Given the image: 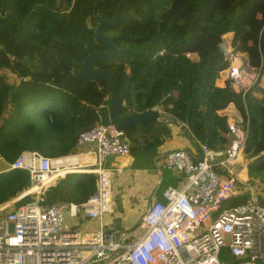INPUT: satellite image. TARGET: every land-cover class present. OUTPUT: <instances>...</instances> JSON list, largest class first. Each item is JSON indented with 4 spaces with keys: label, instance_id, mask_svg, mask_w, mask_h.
Segmentation results:
<instances>
[{
    "label": "trees",
    "instance_id": "1",
    "mask_svg": "<svg viewBox=\"0 0 264 264\" xmlns=\"http://www.w3.org/2000/svg\"><path fill=\"white\" fill-rule=\"evenodd\" d=\"M121 1L0 0V163L5 165L0 169V205L30 184L26 171H5L23 152L50 159L68 156L79 135L100 124L97 112L105 106V82L70 76L57 65L61 61L79 69L89 53L103 51L88 8L95 6L99 16L111 19ZM165 18L170 23L158 33ZM147 27L151 30L146 35L139 34ZM172 29L181 33L179 40L169 37ZM229 33L232 51L245 55L248 66L259 70L243 97L229 81L215 85L229 65L219 53L222 37ZM105 34L128 49L96 64L116 78L124 96L122 114L159 107L188 127L190 134L181 133L191 135L196 147L221 150L228 127L218 112L232 105L246 126V171L250 176L264 174V0H140L129 4ZM42 54L51 55L49 63ZM1 72H8L14 82ZM166 129L157 121L123 128L129 156L144 165L152 163L161 139L169 136ZM161 170L159 193L167 184H176L171 171ZM94 184L93 174L64 175L45 192V204L82 203ZM246 197L223 201L218 208L235 206ZM29 201L25 197L16 206ZM229 259L224 253L222 260Z\"/></svg>",
    "mask_w": 264,
    "mask_h": 264
},
{
    "label": "built area",
    "instance_id": "2",
    "mask_svg": "<svg viewBox=\"0 0 264 264\" xmlns=\"http://www.w3.org/2000/svg\"><path fill=\"white\" fill-rule=\"evenodd\" d=\"M223 47L226 60L238 59ZM230 64L222 77L243 97L259 70L242 61ZM157 112L159 123L190 134L184 123ZM227 127L221 150L197 144L198 159L184 150L166 154L164 166L177 172L178 185L167 187L161 201L153 200L129 241L106 221L113 209L117 170L107 163L129 154L122 129L99 124L79 135L76 153L61 158L23 152L6 171H26L30 184L17 199L0 205V264H264V198L250 194L240 204L218 208L220 190L229 193L224 188L238 181L237 162L247 133L242 120ZM86 145L93 149L77 151ZM83 154L93 157L84 166L95 176L92 195L82 203L45 204V191L56 184L57 177H64L67 167L78 165ZM236 191L232 196L241 195ZM25 197L30 201L16 206ZM80 221H93L98 227L94 232L73 229L80 227ZM224 253L229 260H222Z\"/></svg>",
    "mask_w": 264,
    "mask_h": 264
},
{
    "label": "crops",
    "instance_id": "3",
    "mask_svg": "<svg viewBox=\"0 0 264 264\" xmlns=\"http://www.w3.org/2000/svg\"><path fill=\"white\" fill-rule=\"evenodd\" d=\"M226 36H229V42H230L231 33L227 34ZM235 56H239L243 58L245 62H247V58L245 55L240 54V53H235ZM235 63L236 61L233 60L232 63L230 64L231 67L235 66ZM228 68L222 71L221 74H224L228 70ZM224 82L225 81L223 79L216 80L215 85L217 87H223ZM151 110H155V111L160 110L164 113L163 109H160L159 107H155ZM218 114L226 117L227 124H231L233 122H240V120H242L240 114L238 113V111L235 110V108L232 105H229L225 110L218 112ZM166 130L168 131L169 136H164V138L161 139V144L156 149L157 155L151 160L152 163H148V161H146L147 163L146 165H144L143 162L134 161L133 160L134 158L132 156H129V154L123 159L120 158L115 161H109L107 163V166L117 168L116 173H115L114 182H113V192L115 191V193L117 194L118 191L120 193L122 191L121 199L123 196H126V199L129 200L130 203H126V201H123V202L121 201L120 203L121 209L122 211L124 210L126 212L120 213L119 212L120 207L119 205L118 206L116 205L115 209L113 208L111 213L106 216V221L111 222L118 229H120L121 232L124 234L125 238L128 239V241L130 240L129 238L132 235H135V233L139 231L138 224L140 220L139 218L140 213L142 215V213L150 206V204L153 202L154 199L161 201L162 192L167 187H176L178 185V181H179L178 174L177 172L171 171L170 172L171 177L176 180L175 186L169 183L164 188H162V192L161 194H159L160 184H161V180L163 177V172L161 170V167L162 168L165 167L163 160L166 154L174 150H184L193 159H198L200 157V152L198 148L195 146L193 140H190L186 135L182 134L181 131L176 128H167ZM183 135L186 136V138H188L189 140L190 147L188 150L184 149L183 144L181 143L182 142L181 136ZM92 149H93L92 146L86 145V146L81 147L77 151L86 153ZM74 152L76 153L75 148L72 151V153ZM149 157H151V155L147 156V158ZM92 160H93L92 156L83 154L82 156L79 157V160H78L79 162L77 163L78 165L67 167L65 176L68 174H90L89 172H87V170L89 169L84 166L88 164L89 162H91ZM60 179L62 178L57 177L56 183ZM226 189L230 192L227 193L223 190H220L218 194V198L220 202H223L227 199L233 200L239 197V196H232L233 193L236 191L235 185L231 187L227 186L224 188V190ZM241 195H242V192H241ZM113 197H114V194H113ZM137 200H141V201L147 200V204L145 203L142 206H140L139 216L133 215L134 214L133 212L128 214V210L130 211L132 210V207L134 206L136 207ZM59 202H63V201H57L55 203H59ZM97 227H98V224H96V222L89 221L88 223H82L79 229H81L82 231L94 232L97 229ZM133 230H135V232H133Z\"/></svg>",
    "mask_w": 264,
    "mask_h": 264
},
{
    "label": "water",
    "instance_id": "4",
    "mask_svg": "<svg viewBox=\"0 0 264 264\" xmlns=\"http://www.w3.org/2000/svg\"><path fill=\"white\" fill-rule=\"evenodd\" d=\"M138 1L140 0H122L116 7L111 19H103L97 14L95 6L89 7L88 14H93L97 24L93 28L95 40L102 45L104 50L97 53H89L79 69L68 68L61 61H59L57 65L61 72L69 73L70 76L88 80H101L105 82V93L107 95L105 106L97 112L99 123L103 127L113 125L123 129L145 121H157L159 118L158 112L151 109L145 112H131L126 115L122 114L125 106L124 96L119 89L116 78L96 65L99 61L111 60L117 53H123L128 50L124 45L116 46L112 37L105 34V30L116 26L119 23L125 8L129 4ZM87 25L90 27V21H88ZM219 53L226 54V50L221 44L219 45ZM48 57H51V55H48ZM45 62L47 63L48 60L46 59ZM62 87H64V84H62ZM188 138L193 140L191 135H189Z\"/></svg>",
    "mask_w": 264,
    "mask_h": 264
},
{
    "label": "rangeland",
    "instance_id": "5",
    "mask_svg": "<svg viewBox=\"0 0 264 264\" xmlns=\"http://www.w3.org/2000/svg\"><path fill=\"white\" fill-rule=\"evenodd\" d=\"M169 20L170 19H167V18L164 19L163 24H162V27L158 28V33H163L166 30L167 25L170 23ZM186 29L187 28L185 27L181 31L182 32V35H184L186 33ZM150 30H151V27H147L142 32H139V34L146 35ZM199 31L200 30L197 29L195 31V34L198 35L199 34ZM175 34L176 33L173 30V31H171L169 33V37L170 38H173L175 40H179L180 37H182V35L180 36L181 33L180 34L177 33L176 35ZM229 36L224 35L222 37V45L225 44L227 50L228 51H232V49L230 48V45H229ZM232 53L235 55V53L233 51H232ZM222 55L224 56V54H222ZM36 61H37V59L35 58L34 59V62H36ZM235 61H238V60L235 59ZM241 61L244 62L245 64H247V62H245V60L243 58H241ZM235 65H236V63H235ZM1 74H4L5 75V77H6V79H7L8 82H14L15 78L12 77L8 72H1ZM221 79H223V78H222V74L220 72L218 74V79L217 80H221ZM261 85L264 87V80H262ZM181 141H182L181 143L183 144V148L186 149V150H188L189 147H190V143H189L188 138H186V136L183 135V136H181ZM133 160L134 161H139L137 159H133ZM248 163L249 162L246 159V157L243 154H241V157L239 158V160L237 162V165H238V168H239V173L237 175L238 181L235 180V188H236V190L241 191L242 192V195L245 194V195L249 196L250 194H258V195H260L261 197L264 198V174H262V175H251V176L248 175V173L246 171V166H247ZM2 167L4 168L5 165L2 164V163H0V169ZM5 171H6V169H5ZM114 178H115V176L113 177V179ZM50 179L52 180V178H50ZM113 194H114V197H113V208L115 209L116 205L117 206L119 205V207H120L119 212L120 213L126 212L124 210L122 211L121 204L120 203H121V201L122 202L123 201H126V203H130L129 200L126 199V196H123L122 199H121L122 191H121V193L118 191L117 194L114 191ZM159 194H161V193H159ZM18 197H16L15 199H17ZM19 201H17V202H19ZM145 203L147 204V200L146 201L145 200L144 201L137 200V205H136L137 208L134 206V207H132V210H130V211L127 209L128 210V214H130V213L133 212L134 213L133 215L139 216V213H140V209L139 208H140V206H142ZM140 216H141V213H140ZM140 216H139V218H140ZM80 224H82V221H80ZM78 228L79 227H74L73 226V229H78ZM133 232H135V230H133Z\"/></svg>",
    "mask_w": 264,
    "mask_h": 264
},
{
    "label": "flooded vegetation",
    "instance_id": "6",
    "mask_svg": "<svg viewBox=\"0 0 264 264\" xmlns=\"http://www.w3.org/2000/svg\"><path fill=\"white\" fill-rule=\"evenodd\" d=\"M92 15H93V14H92ZM96 25H97V24H96V22H95V26H96ZM42 56H43V57H46V58H43V60H46V59H47V60H48L47 63H49V60L51 59V57H48V55H46V54H45V55L42 54Z\"/></svg>",
    "mask_w": 264,
    "mask_h": 264
},
{
    "label": "clouds",
    "instance_id": "7",
    "mask_svg": "<svg viewBox=\"0 0 264 264\" xmlns=\"http://www.w3.org/2000/svg\"><path fill=\"white\" fill-rule=\"evenodd\" d=\"M234 56H235V55H234ZM235 57H238V59H237L238 61H236V64H238L239 61H241V57H239V56H235ZM232 61H233V60H231V62H229V63H232ZM234 61H235V60H234ZM228 66H229V65H228ZM226 69H227V68H226ZM226 69H225V70H226Z\"/></svg>",
    "mask_w": 264,
    "mask_h": 264
},
{
    "label": "bare ground",
    "instance_id": "8",
    "mask_svg": "<svg viewBox=\"0 0 264 264\" xmlns=\"http://www.w3.org/2000/svg\"><path fill=\"white\" fill-rule=\"evenodd\" d=\"M46 180H48V179H45L44 182H45ZM49 182H50V180H49ZM49 182H48V183H49Z\"/></svg>",
    "mask_w": 264,
    "mask_h": 264
}]
</instances>
